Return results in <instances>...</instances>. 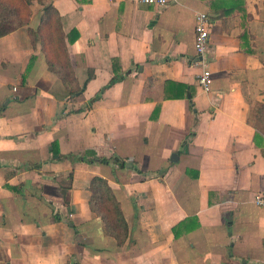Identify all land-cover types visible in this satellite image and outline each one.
I'll list each match as a JSON object with an SVG mask.
<instances>
[{"label":"crops","instance_id":"crops-1","mask_svg":"<svg viewBox=\"0 0 264 264\" xmlns=\"http://www.w3.org/2000/svg\"><path fill=\"white\" fill-rule=\"evenodd\" d=\"M224 1L49 0L78 34L67 38L75 99L31 42L39 4L29 26L0 38V264H264L254 201L264 190V0H245L246 34L240 14H215ZM198 12L210 17V92L198 81ZM53 143L127 163L60 160ZM94 176L129 223L123 246L90 209Z\"/></svg>","mask_w":264,"mask_h":264},{"label":"trees","instance_id":"trees-1","mask_svg":"<svg viewBox=\"0 0 264 264\" xmlns=\"http://www.w3.org/2000/svg\"><path fill=\"white\" fill-rule=\"evenodd\" d=\"M223 1V0H221ZM226 4L220 9L215 10L217 16H228L233 13H238L244 19V33L249 31L248 18L245 10V0H225ZM39 4L43 8V15L41 17L38 27H30L31 17L33 15V6ZM216 16V15H215ZM29 26V36L34 47L40 46L42 52L46 56L49 69L55 72L63 80L69 89L71 99H75L83 94V89L79 86L78 79L71 62L68 51V41L73 42L78 34L74 30L69 34L65 33L63 29L62 16L59 10L49 0H0V38L10 34L11 32L23 27ZM92 77V75H90ZM124 78L122 74L114 75L107 84H105L93 96L88 104L80 107L75 112H81L92 107L93 103L102 98L104 92L113 86L116 82ZM263 106V105H261ZM53 154L58 155L60 160L68 157L74 161H100L108 163L114 161L120 166H125V159L119 157H92L88 158L85 155H78L74 153L63 154L59 151L56 143H53ZM73 173L68 175L71 180ZM71 186H62L66 191ZM89 192V206L95 216L102 218L107 235L116 239L119 246H123L129 240L130 226L125 217L121 204L112 188L109 181L101 176H94L88 187ZM59 214L53 215V220H60Z\"/></svg>","mask_w":264,"mask_h":264},{"label":"built area","instance_id":"built-area-1","mask_svg":"<svg viewBox=\"0 0 264 264\" xmlns=\"http://www.w3.org/2000/svg\"><path fill=\"white\" fill-rule=\"evenodd\" d=\"M135 2H142L157 7H164L175 0H131ZM210 17L207 12H198L195 19V49L198 56V62L202 66V71L198 77L199 84L204 91L210 92L212 88V75L209 68V62L205 58L208 49L210 36ZM255 203L264 207V190L255 195Z\"/></svg>","mask_w":264,"mask_h":264},{"label":"water","instance_id":"water-1","mask_svg":"<svg viewBox=\"0 0 264 264\" xmlns=\"http://www.w3.org/2000/svg\"><path fill=\"white\" fill-rule=\"evenodd\" d=\"M178 155H177V153H174L172 156H171V159H173V160H177V157ZM176 158V159H175Z\"/></svg>","mask_w":264,"mask_h":264},{"label":"rangeland","instance_id":"rangeland-1","mask_svg":"<svg viewBox=\"0 0 264 264\" xmlns=\"http://www.w3.org/2000/svg\"><path fill=\"white\" fill-rule=\"evenodd\" d=\"M85 253L88 255L87 251H85ZM89 262H90V264H97L96 262L93 261V259H89Z\"/></svg>","mask_w":264,"mask_h":264}]
</instances>
